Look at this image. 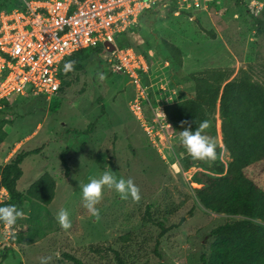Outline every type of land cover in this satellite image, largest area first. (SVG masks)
Here are the masks:
<instances>
[{
  "label": "rangeland",
  "instance_id": "374dc122",
  "mask_svg": "<svg viewBox=\"0 0 264 264\" xmlns=\"http://www.w3.org/2000/svg\"><path fill=\"white\" fill-rule=\"evenodd\" d=\"M19 4L20 0H0V11ZM245 5L208 0L199 10L174 14L172 4L158 3L145 12L130 38L133 47L149 57L150 71L142 80L152 87L147 89L144 109L151 106L156 115L147 110L140 121L132 115L128 108L137 98L136 89L127 76L111 71L101 48L84 51L83 70L63 78L70 83L63 96L57 94L50 101L16 96L7 102L3 118L12 125L5 127L0 164L19 151H34L21 165L18 191L24 194L44 173L54 179L56 191L48 206L25 200L15 234L9 236L0 226V264H40L43 257H50L48 264H69L62 253L84 264H115L112 253L97 256L89 252L91 246L118 251L127 264H200L201 256L208 258L211 231L242 218L204 209L193 192L198 187L193 176L215 174L225 164L227 168L228 155L220 152L214 162H206L180 152L184 148L180 130L160 110L193 94L192 73L214 68L227 69L234 76L249 64L264 62V36L255 35ZM160 39L182 51L180 69L171 70L162 59ZM218 122L215 143L221 146ZM90 124L93 130L84 136ZM65 150L67 177L60 163ZM109 170L118 179L131 178L141 199L139 203L130 197L123 200L105 187L97 220L83 206L82 187L90 177L100 178ZM259 171L252 167L246 174L264 189ZM4 200L7 195L0 192V204ZM61 208L69 212L68 230L57 220ZM158 223L166 229L160 238ZM125 235L127 244L119 240Z\"/></svg>",
  "mask_w": 264,
  "mask_h": 264
},
{
  "label": "trees",
  "instance_id": "16d2710c",
  "mask_svg": "<svg viewBox=\"0 0 264 264\" xmlns=\"http://www.w3.org/2000/svg\"><path fill=\"white\" fill-rule=\"evenodd\" d=\"M234 3L236 6L245 5L240 0H234ZM247 14L255 35L264 36V14L250 10H247ZM133 31L134 29L129 30L119 36V46L133 47L130 38ZM210 38L215 39V35L211 33ZM159 42L162 53L158 55L169 64L171 70L180 69L183 64L182 51L166 40L160 39ZM134 49L144 54L140 48ZM83 53L84 50L76 52L65 61L75 60L77 63L73 72L65 74L62 70L59 97L65 94L70 84L63 78L83 70ZM189 78L193 84V94L182 101L165 105L161 110L166 120L180 131L184 130L181 127L182 121L191 122L193 130L201 121H208L210 127L205 134L213 138L214 142L218 136L217 120L220 121L221 143L229 159L227 168L217 167L215 174L197 172L193 176V182L198 187L193 192L204 209L218 215L242 218L219 225L211 231L213 242L209 247V256H201L200 264H264V226L253 222L257 220L264 224V189L246 174L252 167H259L260 176L264 178V62L249 64L239 69L234 76L227 69L212 68L192 73ZM7 102L0 101V144L7 138L5 127L12 125L11 120L3 118ZM57 108L56 105L54 109ZM92 130L93 124H90L83 135L88 136ZM221 149L217 143V157ZM180 150L182 153L186 152L184 148ZM66 152L67 150L60 155L65 177L69 172ZM34 154V151H19L4 165H0V188L7 194V200L0 206L16 204L23 211L25 200L43 206H48L53 201L56 183L48 173L42 174L24 194L17 189V183L22 177L21 165L28 156ZM146 208L145 214L149 216V208ZM144 220L151 222L150 219ZM18 222L19 219L16 225ZM157 226L161 230L160 238L166 229L161 223ZM119 240L127 244L128 235ZM89 252L97 256L112 253L115 264H127L120 252L109 247L91 246ZM61 258L69 264H84L81 259L68 253H62ZM2 259L6 257L3 256Z\"/></svg>",
  "mask_w": 264,
  "mask_h": 264
},
{
  "label": "built area",
  "instance_id": "2783aa9c",
  "mask_svg": "<svg viewBox=\"0 0 264 264\" xmlns=\"http://www.w3.org/2000/svg\"><path fill=\"white\" fill-rule=\"evenodd\" d=\"M240 1L250 11L264 14V0ZM207 2L20 0L13 9L0 11V101L26 95L50 101L60 89L67 58L79 51L101 48L111 71L127 76L136 89L137 98L128 108L132 115L139 121L147 110L156 115L151 106L144 109L147 89L152 87L142 80L150 71L149 57L133 47L119 46L118 38L134 29L145 12L158 3H172L174 14H178L199 10ZM221 148V153H225L222 145ZM2 226L9 236L15 234V226L12 230Z\"/></svg>",
  "mask_w": 264,
  "mask_h": 264
},
{
  "label": "clouds",
  "instance_id": "9594fccd",
  "mask_svg": "<svg viewBox=\"0 0 264 264\" xmlns=\"http://www.w3.org/2000/svg\"><path fill=\"white\" fill-rule=\"evenodd\" d=\"M76 63L75 60L65 62L63 66L64 73L75 71ZM98 75L101 81L105 79L102 73ZM161 115L164 117L163 113ZM168 126L171 129V126ZM181 127L184 130L179 132L180 142L194 160L214 162L217 159L216 144L213 138L205 134L210 127L208 121H201L195 130L192 129L191 122L188 121H182ZM105 187L109 190H115L123 200L130 197L133 202L139 203L141 199L140 189L131 178L118 179L111 170L105 171L100 178L90 177L89 182L82 187L83 206L97 220L100 219V209L97 205L101 203ZM23 216V211L16 204L0 206V222L6 225L9 230H12L18 219L23 218ZM57 220L63 230L71 228L69 212L66 209L61 208L59 210ZM49 260L50 257H43L40 264H48Z\"/></svg>",
  "mask_w": 264,
  "mask_h": 264
},
{
  "label": "crops",
  "instance_id": "0c3cea01",
  "mask_svg": "<svg viewBox=\"0 0 264 264\" xmlns=\"http://www.w3.org/2000/svg\"><path fill=\"white\" fill-rule=\"evenodd\" d=\"M242 3V2H241ZM167 65V63L165 64V66ZM11 157V156H10ZM10 158L8 157L7 161L9 160ZM6 161V162H7ZM4 162V164L6 163ZM4 164H0V165H4ZM0 192H4L6 194V191L3 189V188H0ZM7 195V194H6ZM0 226L2 227V224H0Z\"/></svg>",
  "mask_w": 264,
  "mask_h": 264
},
{
  "label": "water",
  "instance_id": "95a60500",
  "mask_svg": "<svg viewBox=\"0 0 264 264\" xmlns=\"http://www.w3.org/2000/svg\"><path fill=\"white\" fill-rule=\"evenodd\" d=\"M104 46H106V44H105ZM109 48H110V50L112 49V47H111V46H109Z\"/></svg>",
  "mask_w": 264,
  "mask_h": 264
}]
</instances>
